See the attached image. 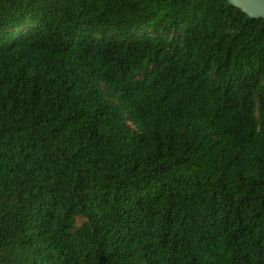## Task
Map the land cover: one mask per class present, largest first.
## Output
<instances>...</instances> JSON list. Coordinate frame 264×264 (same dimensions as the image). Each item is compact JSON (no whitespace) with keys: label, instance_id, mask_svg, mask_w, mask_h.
<instances>
[{"label":"trees","instance_id":"trees-1","mask_svg":"<svg viewBox=\"0 0 264 264\" xmlns=\"http://www.w3.org/2000/svg\"><path fill=\"white\" fill-rule=\"evenodd\" d=\"M0 264H264V19L0 0Z\"/></svg>","mask_w":264,"mask_h":264},{"label":"water","instance_id":"water-1","mask_svg":"<svg viewBox=\"0 0 264 264\" xmlns=\"http://www.w3.org/2000/svg\"><path fill=\"white\" fill-rule=\"evenodd\" d=\"M228 2L241 8L248 19H264V0H228Z\"/></svg>","mask_w":264,"mask_h":264}]
</instances>
